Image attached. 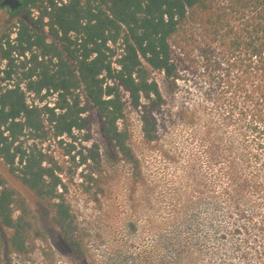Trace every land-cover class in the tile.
Instances as JSON below:
<instances>
[{"label":"trees","instance_id":"trees-1","mask_svg":"<svg viewBox=\"0 0 264 264\" xmlns=\"http://www.w3.org/2000/svg\"><path fill=\"white\" fill-rule=\"evenodd\" d=\"M17 4L15 21L0 34V229L10 253H30L43 239L19 186L76 244L65 172L82 166L80 184L94 202L104 192L99 146L90 135L93 110L102 118L105 138L140 178L128 143L127 109L137 113L143 138L154 141L164 99L153 71L173 86L202 78L242 131L264 137V0ZM51 142L64 149L68 166L48 150ZM227 169V203L242 223L234 235L247 243L264 238V214L262 221H251L242 208L245 177L231 178L234 169ZM259 253L264 264V249Z\"/></svg>","mask_w":264,"mask_h":264},{"label":"rangeland","instance_id":"rangeland-1","mask_svg":"<svg viewBox=\"0 0 264 264\" xmlns=\"http://www.w3.org/2000/svg\"><path fill=\"white\" fill-rule=\"evenodd\" d=\"M17 5V0H0V34L15 21ZM152 76L164 99L156 112L154 141L143 138L137 113L127 109L128 143L139 160L140 178L133 177L105 138L102 118L93 110L90 135L99 146L104 192L94 202L82 190V166L65 172L76 244L52 223L51 212L19 186L43 239L32 252L14 254L0 229V264H260L264 238L247 243L234 235L242 223L231 213L225 189L230 165L231 178L241 174L246 179L239 192L245 199L242 208L249 220L262 221L264 137L242 131L222 100L209 95L202 78L173 86L158 71ZM48 150L68 166L63 148L51 142Z\"/></svg>","mask_w":264,"mask_h":264}]
</instances>
